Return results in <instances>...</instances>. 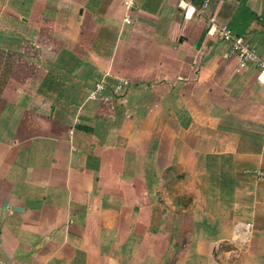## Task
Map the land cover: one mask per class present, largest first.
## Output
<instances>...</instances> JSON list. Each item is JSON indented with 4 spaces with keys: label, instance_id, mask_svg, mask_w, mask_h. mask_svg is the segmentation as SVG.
<instances>
[{
    "label": "crops",
    "instance_id": "1",
    "mask_svg": "<svg viewBox=\"0 0 264 264\" xmlns=\"http://www.w3.org/2000/svg\"><path fill=\"white\" fill-rule=\"evenodd\" d=\"M124 1L0 0V264H264V0Z\"/></svg>",
    "mask_w": 264,
    "mask_h": 264
},
{
    "label": "built area",
    "instance_id": "2",
    "mask_svg": "<svg viewBox=\"0 0 264 264\" xmlns=\"http://www.w3.org/2000/svg\"><path fill=\"white\" fill-rule=\"evenodd\" d=\"M124 7L127 11V17L125 21L127 24H131V13L136 8V0H125ZM180 7L185 11V17L191 18L195 14V9L191 3L187 0L180 1ZM201 15L204 11L200 12ZM208 29V35L215 36L221 41L228 43L230 46L229 56L236 57L238 59V66L240 69H248L249 67H256L258 69V79L264 82V59H262L253 48L251 43L244 37L236 34L227 24H219L214 19H211ZM127 84L123 81L117 88L118 93L123 92L124 86ZM105 92V84L101 83L97 86L96 90L92 92V98L96 99L98 96ZM250 224L247 226L241 225L235 231V236L239 238L242 244L248 242V230ZM242 228L245 231L241 230Z\"/></svg>",
    "mask_w": 264,
    "mask_h": 264
},
{
    "label": "rangeland",
    "instance_id": "3",
    "mask_svg": "<svg viewBox=\"0 0 264 264\" xmlns=\"http://www.w3.org/2000/svg\"><path fill=\"white\" fill-rule=\"evenodd\" d=\"M238 228H239V227H237V229H238ZM237 229H236V230H237ZM236 230H235V231H236ZM241 230H243V228H242ZM248 243H249V242H248ZM248 243H245V244H248Z\"/></svg>",
    "mask_w": 264,
    "mask_h": 264
}]
</instances>
